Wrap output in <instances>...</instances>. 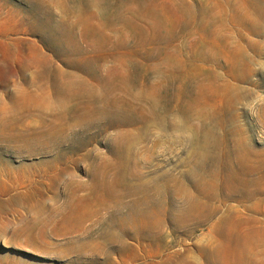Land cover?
I'll return each instance as SVG.
<instances>
[{"label":"rangeland","instance_id":"374dc122","mask_svg":"<svg viewBox=\"0 0 264 264\" xmlns=\"http://www.w3.org/2000/svg\"><path fill=\"white\" fill-rule=\"evenodd\" d=\"M0 264H264V0H0Z\"/></svg>","mask_w":264,"mask_h":264}]
</instances>
